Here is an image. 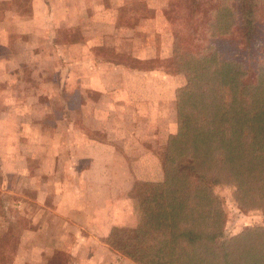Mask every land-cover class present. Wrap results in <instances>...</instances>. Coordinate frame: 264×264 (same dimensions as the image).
<instances>
[{"label": "trees", "instance_id": "obj_1", "mask_svg": "<svg viewBox=\"0 0 264 264\" xmlns=\"http://www.w3.org/2000/svg\"><path fill=\"white\" fill-rule=\"evenodd\" d=\"M206 2L215 22L202 39L173 41L185 83L158 153L164 179L134 182L137 224L103 239L135 264H264V226L226 234L214 190L231 187L240 209L264 211V0Z\"/></svg>", "mask_w": 264, "mask_h": 264}, {"label": "rangeland", "instance_id": "obj_2", "mask_svg": "<svg viewBox=\"0 0 264 264\" xmlns=\"http://www.w3.org/2000/svg\"><path fill=\"white\" fill-rule=\"evenodd\" d=\"M12 2L11 4L0 2V12L5 8H10L11 5L12 9H19L21 0H12ZM70 3L73 5L74 12V15H69L70 22L74 21L76 24L70 26L60 24L57 29L51 28V30H55L54 33L42 31L43 33L37 34L38 41L35 44L40 49L36 48V53L32 54L28 50H23L22 55L26 60L20 66L11 67L3 64L4 55L10 54V51L0 49V185L3 184L2 180L5 178L7 182L3 186L7 187L8 185L12 191H15L14 193H21L27 188L26 194L31 196L36 178L5 172L2 162L3 153H10L12 150L16 154L24 153L28 157V165H32V170H34L33 166L37 165L39 158L46 152H57L58 158L59 155L65 157L71 149L70 139L79 142L78 145L77 143L72 144L73 156L82 155V151H84L82 140L97 137L107 139L106 136L111 131L112 128L109 127L112 124L118 125L116 127L121 128V135L125 137L129 134L128 127L130 125L136 130L131 131L135 137L147 136L152 131L150 126L153 127L155 134L162 126H169L168 129L176 132L174 90L176 85L185 83V76L178 72L173 59L174 38L177 36L189 40L190 37H194L199 41L209 22H215L211 18L206 0H70ZM88 3H90V12L92 11V20L89 15H86ZM82 11L85 13L84 17L81 15ZM55 13L56 18L65 16L58 2ZM100 16L108 19L109 22L114 19L118 27L125 28L132 25L137 28L128 36L124 30L112 31L109 25L107 34L102 37L105 46L96 47L95 45L102 38H92L91 45L95 47V49L93 47V51L139 69H152L153 73L149 75L150 78L148 77V83H146L148 90L150 87L154 92L163 88L169 90L173 98L171 105L168 106L165 100L149 104L150 100L148 99L145 100L144 105L140 103L136 106L134 103L138 101L134 102V99L131 98L128 103V99L124 98L117 101L120 107L116 108V112L110 113L107 111L104 98L100 104L105 112L90 113V109L87 113L83 112L84 104L89 102L92 104L94 100L98 101V93L96 94V91L90 93L82 83L67 81L65 77L69 73L82 74L84 69L87 71H94V69L83 64L84 58L88 59V52L82 49L72 50L68 44L71 41L82 40L84 31H88V29L94 32L103 31L104 26L108 24L105 23L102 26L99 24L100 20H93L94 18L99 19ZM39 29H46V26L43 24ZM17 36H10V42H14L18 38ZM12 42L10 44H17ZM19 53L21 54L18 51ZM151 54L153 56L149 57L148 55ZM9 71L12 72L8 74ZM108 73L106 74L112 76L117 75L118 71H109ZM167 79L170 81L167 82ZM136 81L137 79L134 85L131 84L134 92L130 90L135 94L143 91L140 81L138 85H136ZM139 102H143V100H139ZM132 106L135 107L132 108ZM18 107H22L24 112L19 113ZM133 109H135L134 112ZM2 112H6V114ZM3 120L9 125L16 124L11 125L12 128L9 130L7 128L9 125H4ZM19 122L24 123L22 130ZM144 122L147 124L145 125ZM56 124L59 126L58 129H54ZM98 127L100 129L97 131L92 130ZM5 135L14 139V142L11 141L14 144L5 143ZM158 143L157 137L155 144L150 149L154 151L160 161L158 153H161L164 144ZM137 145L119 146V149L125 154L127 152L141 153L140 150L144 147ZM81 161H75L78 168L86 163ZM62 163L63 161H60L61 165ZM60 169L59 173L64 174L65 165ZM162 173L161 181L164 179L163 169ZM136 181L145 180L136 179L134 182ZM214 190L225 209L224 231L226 234L234 235L247 227L264 226V211L240 209L233 198L231 187L218 186ZM16 197L17 195L13 193L0 192V221L3 223L2 216L10 221L4 229L0 228V233L4 235L0 240V262L3 264H12L18 256L17 239L20 230L33 226L29 219L30 215L28 217L19 215L16 208L13 209L8 205H6L8 210L4 208V204H13L12 200ZM131 203L133 208V202L131 201ZM9 211L10 213L7 214ZM134 214L137 218L135 212ZM10 215L12 217H9ZM55 226L59 229L57 237H59L60 249L54 252L52 257H44L42 260L44 262L40 261V264H135L117 253L119 258L115 260V257L108 251V261H103V257L106 256L103 247L99 248L94 242L86 244L81 241V237L88 233L85 231L87 228L81 230L78 227H73V230L70 231L61 221ZM94 251H97L96 259L91 256Z\"/></svg>", "mask_w": 264, "mask_h": 264}, {"label": "crops", "instance_id": "obj_3", "mask_svg": "<svg viewBox=\"0 0 264 264\" xmlns=\"http://www.w3.org/2000/svg\"><path fill=\"white\" fill-rule=\"evenodd\" d=\"M0 2L13 3L12 0H0ZM57 2L60 4L65 16L56 18ZM71 5L70 0H21L19 9H12L11 5L10 8H5L0 12V37L2 36L0 49L10 51V54L4 55L3 64L11 67L20 66L26 60L23 57L24 55H22L23 50L30 51V54L36 53L39 48L35 44L38 41L37 34L43 33L42 31L54 33L55 30H51V28L57 29L60 24L68 26L76 24L74 21L70 22L69 15H74L73 5ZM91 13L90 3H88L86 15H89L92 20ZM81 15L85 16L84 11H82ZM93 20H100L99 24L102 26L105 23L108 25L104 26L103 31L94 32L88 29V31H84L82 40L78 42L71 41L68 44L72 50L82 49L88 52V59L86 58L85 60L84 58L83 64L94 69V71L84 69L82 74L69 73L65 77L67 81L82 83L85 89H89L90 93L92 91H96V94L98 93V101L94 100L92 104L90 102L86 105L84 104L82 106L83 112L87 113L89 109L90 113L97 111V113L101 114L105 112L100 104L104 98L106 99L107 111L110 113L116 112V108L120 107L117 101L124 98L128 99V103L131 98L134 99V102L138 101L134 103L136 106L140 103L144 105L145 100L148 99L150 100L149 104L165 100L168 106L171 105L173 98L169 90L163 88L158 90V92H154L152 87L148 90L146 83H148L147 81L150 78L149 75L153 73L152 69H139L126 65L120 60L104 57V55L93 51L95 47L91 45L92 38H102L104 34H107L109 25L112 31L124 30L128 36L135 31L137 26L118 27L114 19L109 22L108 19H104L102 16ZM43 24L46 29L40 30L39 28ZM12 35H18L14 42L11 41L12 43H17L16 45L10 44L9 38ZM79 46L81 47L79 48ZM95 46L101 48L105 46L103 38ZM12 49L16 51L14 52ZM116 50L118 49L116 48ZM18 51L21 54H18ZM78 65L80 64L78 63ZM109 71H118V74L109 76L107 75ZM11 72L9 71L8 74ZM60 79H62L61 76ZM136 79V85L140 81L143 91L135 94L130 90L134 92L131 84L134 85ZM169 81L167 79V82ZM179 86L181 85H176V88ZM84 93L86 92L84 91ZM139 100H143V102H139ZM134 107L132 106V108ZM17 109L19 113L24 112L22 107ZM2 113L6 114V112ZM2 122L4 125H9L4 120ZM15 124L12 123L7 128L10 130L12 128L11 125L14 126ZM144 124L146 125L147 122H144ZM19 125L22 130L24 123L19 122ZM116 126L118 125L112 124L109 127L112 129L107 133V139L103 137L84 138L82 140L84 151L79 156H73L74 150H72V144L77 143L78 145L79 142L75 141V139H70L71 149L65 157L59 155L58 158L57 152H46L44 156L39 158L37 165L33 166L34 170H32V165H28L29 160L24 153L18 152L16 154L13 150L10 153H3L2 162L5 172L36 178L31 196H29L30 194L27 196V188L21 193H14L15 191H12V188L8 185L4 187L3 184L7 182L5 178L2 180L3 184L0 185V192L17 195L16 199L12 200L14 203L4 204V208L8 210L6 206L8 205L13 207V209L16 208L19 215L25 217L30 215L29 219L33 225L20 230L17 239L19 244L18 256H16L12 264H40L44 257H52L54 252L60 249L59 237H57L59 229L55 226L58 225L59 221L64 223L68 227L67 230L70 231L73 230V227H78L81 230L87 228L85 231L88 233L86 235V233L82 232L86 236H82L81 241L86 244L94 242L99 248L103 247L106 251L103 261H108L107 251L115 257V260L119 258L116 253L108 249L103 239L113 226L134 227L137 224V218L128 193L136 179L145 181L162 180L163 173L160 161L150 147L155 144L157 137L161 145L165 144V139L168 135L175 131L168 129L169 126H162L155 134L153 127L150 126L152 131L147 136L135 137L131 131L136 130L130 125L128 127L129 134L125 137L121 135V128ZM55 128H59L58 124L54 125ZM99 129L98 127L92 130L97 131ZM13 140L8 135L4 137V142L7 144H14L11 142ZM136 145L144 147L140 150L141 153L133 154L126 151L127 153L125 154L119 149V146L129 147ZM80 160L86 163L78 168L75 161ZM60 161H63L62 165ZM64 165L65 172L61 174L59 173L60 167H64ZM21 195L22 197H20ZM9 213L10 211L7 212V214ZM2 217L3 223L0 221V228L4 229L5 225L10 221L4 216ZM9 217L12 216L10 215ZM2 236L4 235L0 233V240ZM91 256L96 259L97 251H94ZM0 264L3 263L0 262Z\"/></svg>", "mask_w": 264, "mask_h": 264}]
</instances>
